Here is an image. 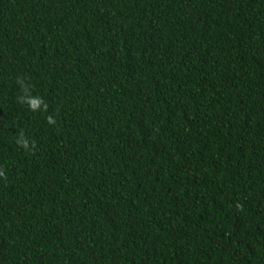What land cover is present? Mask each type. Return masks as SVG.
<instances>
[{
  "label": "trees",
  "instance_id": "16d2710c",
  "mask_svg": "<svg viewBox=\"0 0 264 264\" xmlns=\"http://www.w3.org/2000/svg\"><path fill=\"white\" fill-rule=\"evenodd\" d=\"M0 264H264V0H0Z\"/></svg>",
  "mask_w": 264,
  "mask_h": 264
}]
</instances>
